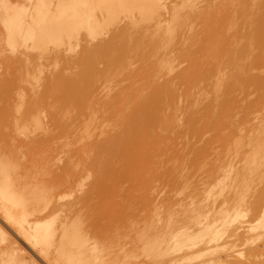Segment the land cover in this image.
I'll list each match as a JSON object with an SVG mask.
<instances>
[{"label": "bare ground", "instance_id": "1", "mask_svg": "<svg viewBox=\"0 0 264 264\" xmlns=\"http://www.w3.org/2000/svg\"><path fill=\"white\" fill-rule=\"evenodd\" d=\"M29 1L24 9L0 0L5 41L23 56L17 77L0 79V264H264L261 0ZM121 16L125 24L100 41ZM196 18L199 47H185L186 37L182 54L168 52ZM80 36L88 49L72 62L64 53ZM120 39L125 48L114 53ZM133 40L155 47L142 57L155 59L137 70ZM101 60L108 63L99 69ZM164 71L174 77L160 83ZM124 72L129 86L116 92L120 84H106ZM101 78L102 91L115 92L100 104L103 115L94 100ZM250 87L262 93L243 106L250 93L244 103L234 94ZM57 94L61 100L48 102ZM192 96L196 107L207 102L200 126ZM69 107L82 118L64 121ZM180 137L187 146L203 141L190 163ZM125 181L132 186L121 194Z\"/></svg>", "mask_w": 264, "mask_h": 264}, {"label": "rangeland", "instance_id": "2", "mask_svg": "<svg viewBox=\"0 0 264 264\" xmlns=\"http://www.w3.org/2000/svg\"><path fill=\"white\" fill-rule=\"evenodd\" d=\"M12 2H14V4L17 6V7H22V8H24V9H29L32 5H34L35 4V1H29V0H15V1H13V0H11ZM201 2H202V4H200L201 5V7H202V5L204 6L206 3H207V1L206 0H200ZM206 1V2H205ZM30 3V4H29ZM29 4V5H28ZM121 18V20L120 19H118L117 20V22L116 21H114L113 23L114 24H112L111 23V25H109V26H111V27H109V26H107V31H103L104 33H103V37L102 36H100V38H98L100 41L101 40H107V39H109V37H112L113 35H114V32L116 33L117 31H118V29L121 27V26H123L125 23V18L123 17V16H121L120 17ZM198 18H196V23H195V20H193L191 23H192V26H194V23H195V25L196 26H194V28H192V30L189 28V29H187L186 31H185V33H184V38H180V37H178V38H175L176 40H174L173 41V43L171 44V46H169V48H168V45L166 44V47L168 48V50L167 49H165V45H163V43H162V45L160 44V50L159 51H162L160 54H162L163 53V50L165 49V50H167L168 52H172V51H175V52H177V53H183V49H184V44H185V47L186 46H190V47H192L193 49L192 50H194V49H197L198 47H199V42L197 43V41H199L200 39L199 38H201L202 37V34H201V30H202V26H201V22L199 23V24H197V22L198 21H200L199 19L197 20ZM1 21V20H0ZM119 21V22H118ZM181 21H184V18H183V20H182V18H181ZM179 22V21H178ZM177 22V23H178ZM119 23V24H118ZM181 23H183V22H180V24ZM191 23H190V26H191ZM179 23H178V25H180ZM4 24L2 23V21L0 22V53H3V51L7 48V46H8V43H7V41H5L6 39H7V31H6V29H5V26H3ZM144 26V25H143ZM199 26V27H198ZM166 28V27H165ZM197 29V30H196ZM190 30H191V32H190ZM194 30V31H193ZM196 30V31H195ZM4 31H6V33L4 32ZM114 31V32H113ZM111 32H113V34L111 33ZM193 33V35L190 37V33ZM195 32V33H194ZM111 33V34H110ZM187 33V34H186ZM189 33V34H188ZM6 34V35H5ZM105 34V35H104ZM108 34L110 35V36H108ZM197 34V35H196ZM83 35V34H82ZM108 37H107V36ZM186 35V36H185ZM187 37V38H186ZM188 37H190L189 38V40H191V41H189L188 40ZM6 38V39H5ZM78 38V37H77ZM82 38V39H81ZM125 38V37H124ZM186 38V42H184L183 40ZM79 40H77V39H75V40H73L72 41V45H73V47H72V51H69V52H66V53H64V51H62L68 58H70V59H72V62H74V60L75 61H77L78 60V58H80L82 55H83V53H85V51L88 49V46H87V44H86V41H85V39H84V36H80L79 38H78ZM84 39V40H83ZM96 40V41H94L95 42V44H96V42H98L99 40ZM127 39V38H126ZM180 39V40H179ZM128 40V39H127ZM147 40V41H146ZM188 40V41H187ZM74 41H75V43H74ZM122 39H120V41H118L117 42V44L115 45V47H116V49H114L115 50V52L114 53H116V50L118 49V50H120L121 49V47H123V48H125V46L124 45H126V44H122ZM134 41V40H133ZM181 43H180V42ZM196 41V42H195ZM125 42L127 43V41L125 40ZM125 42H123V43H125ZM129 42V41H128ZM135 42V41H134ZM134 42L132 43V42H130V44L132 43L133 44V46L134 45H137V47L135 48V47H133L132 46V44L130 45L129 43V46L130 47H128V45H127V50H128V52H131V54H132V50L134 49V51L136 52V54H137V50L139 49V51H138V54L136 55L135 54V52H134V54H132V55H130L131 57H133V70H137L139 67H141L142 66V62H143V56H149V55H152L153 54V51L155 50V47L153 46V45H150V43H146L147 45L149 44V46H147L144 42H148V38L147 39H145V41L143 42V44L144 45H142V43H140V44H138V42L136 43V44H134ZM79 43V44H78ZM166 43V42H165ZM164 43V44H165ZM7 44V45H6ZM119 44V45H118ZM121 44L123 45V46H121ZM168 44H170V43H168ZM174 44L176 45L177 44V46H175L174 47V50H172L173 49V46H174ZM179 44V45H178ZM138 45L139 46H141L142 45V47H144V52H143V48L141 49V47H138ZM145 45H146V47H145ZM195 45H196V47H195ZM198 45V46H197ZM119 46V47H118ZM121 46V47H120ZM131 46L133 47V48H131ZM153 48H152V47ZM164 48H162V47ZM194 46V47H193ZM231 46V47H230ZM229 46V49H231V50H234L237 46H235V45H230ZM240 46V45H239ZM77 47H79V49L77 48ZM118 47V48H117ZM172 49H171V48ZM51 48V52H53V50L55 51L56 50V48L54 47V46H51L50 47ZM52 48H53V50H52ZM130 48V49H129ZM146 48L148 49V50H146ZM178 50H177V49ZM132 49V50H131ZM137 49V50H136ZM141 49V50H140ZM151 49V50H150ZM258 49L259 48H256L254 51H253V55H256V53L258 52ZM63 50V49H62ZM130 50V51H129ZM169 50H171V51H169ZM179 50H180V52H179ZM183 50V51H182ZM261 49H259V52L257 53V55L261 52L260 51ZM152 51V52H151ZM182 51V52H181ZM155 52V51H154ZM73 53V54H72ZM112 53V52H111ZM143 53H145L144 55H141V54H143ZM148 53H150V54H148ZM164 53H166V52H164ZM72 54V55H71ZM78 54V55H77ZM79 54H80V56H79ZM128 54H130V53H128ZM70 55V56H69ZM139 56V57H138ZM141 56V57H140ZM135 57H136V59H135ZM13 58V59H12ZM21 58H23V56L22 55H20V53H18L17 55H15V56H11V57H9V58H7V59H5L2 55H0V65L2 66V65H4V66H0V79H2L3 77L4 78H10L11 79V77L13 76V73H14V77H12V78H15V77H17V75L19 74V72L17 73V67L19 66V67H21V64H20V59ZM139 61H138V60ZM155 59V58H154ZM153 58H152V60H150L149 62L148 61H146L145 62V59H144V65L143 66H146V65H149L150 64V62H152L153 60H154ZM14 63H13V62ZM100 61V60H99ZM178 61V60H177ZM102 62V63H101ZM101 62H98V65H99V63H100V67L99 66H97L99 69H102V66H103V68L104 67H106V63H108L107 61H105V60H101ZM137 62V63H136ZM141 62V63H140ZM10 63H11V65H10ZM9 64V65H8ZM102 64V65H101ZM104 64V65H103ZM138 64V65H137ZM15 66H17V67H15ZM138 68H137V67ZM15 67V68H14ZM50 67L51 66H49L48 67V69H50ZM81 67L82 66H80V68H79V70L81 69ZM136 67V68H135ZM32 68V67H31ZM47 68L45 69V72H44V74L45 75H43V76H46V75H48L49 73V71H46V70H48ZM52 69V68H51ZM77 69V72L79 71L78 70V68H76ZM76 69L74 68L73 69V71H76ZM180 69H177L175 72H174V76H175V74L176 73H178V71H179ZM4 71V73H2ZM10 71V72H9ZM50 71H55L54 69H52V70H50ZM262 71H264V70H262ZM2 73V74H1ZM9 73H10V75H9ZM71 73H73V74H71ZM69 72L68 73V75H69V77H71V78H77V74L75 75V72ZM257 73V72H256ZM262 72H259L258 74H260L261 76H263L264 75V73L263 74H261ZM8 74V75H7ZM128 74V72H124V74L122 75L121 73H119V76H118V73L117 74H115L117 77V79L115 78V79H113V77H112V80H115V81H112V80H110L108 83H106V84H110V86H112V87H114L115 85H117V83L118 84H120V87H119V85H117V88L119 89H116L115 91L117 92V91H120L121 89H123L124 87H126V86H129L132 82H130V80L129 79H127V77H126V75ZM172 74H169L170 76H167L168 75V73L166 72V71H164V72H161V77H160V79L158 80L160 83L163 81V82H166V81H168L169 79H171V78H173L174 76L172 75ZM114 75V76H115ZM121 76V77H120ZM128 76V75H127ZM164 76V78L162 79V77ZM167 78H166V77ZM126 77V78H125ZM123 80H125V81H123ZM165 80V81H164ZM99 81H101V83L99 82ZM127 82V83H126ZM100 83V84H99ZM102 83H104V78L102 79H100V80H98V81H96L95 82V87H96V89H98L97 90V93L99 92V89H100V92L98 93V96H99V98H98V96L97 97H95L94 98V100L95 101H97V103H98V108L101 110H103V108L101 107L102 106V104L106 101V100H110V98L109 97H111V96H113L114 94H115V92L113 91V93L112 94H110V96L108 97L107 95H106V92L104 93V91H102ZM116 83V84H115ZM125 83V84H124ZM143 83H146L145 82V80H144V82L143 81H141V82H139V84L137 83L136 84V86L138 85V86H140V85H142ZM98 84V85H97ZM121 85H123V86H121ZM125 85V86H124ZM101 86V87H100ZM116 87V86H115ZM115 87H114V89H115ZM253 89V90H252ZM255 88L254 87H250L246 92L245 91H241V90H239V91H236L235 92V94H234V96L237 98V100L239 99V102L240 103H244V105L243 106H246L247 104H248V102L249 101H251V100H254L256 97H258L262 92L261 91H256V89L254 90ZM251 90V91H250ZM255 91V92H254ZM150 91H148L147 93L148 94H150L149 93ZM242 93V94H240V93ZM257 92V93H256ZM261 92V93H260ZM247 93H250V95H249V97H248V99H246L244 102L242 101L243 100V98L245 99V96L247 95ZM100 94H101V96H100ZM241 95H242V97H241ZM255 95V96H254ZM107 96V97H106ZM106 97V98H105ZM252 99H251V98ZM254 97V98H253ZM58 98H60V100L62 99V96H61V94H57V96H54L53 98H50V99H48V102L49 101H51L52 103H53V101L55 102V100H57ZM97 98H98V100H97ZM104 100L103 102H100L101 100ZM59 100V99H58ZM100 100V101H99ZM221 100H223V97L221 98ZM60 102V101H59ZM59 102H57L58 104H59ZM56 103V102H55ZM206 101H205V103H203L202 105H200V106H198V107H196L195 106V98L192 96L191 98H189V100H188V105H189V107H190V110H191V112L192 113H194V117H195V119L197 120V119H199V121L197 120V123H198V125L200 126L202 123H203V114H204V106L206 105ZM239 103V104H240ZM60 104H61V102H60ZM100 104H101V106H100ZM4 105V103L2 102V101H0V110L2 109V106ZM4 107V106H3ZM77 109L78 108H68V110H69V112H70V114H71V112H73L71 115H72V117L68 114L67 115V111L68 110H65L64 112L66 113H64L63 111V113L61 112V114H62V118H64V121H68V120H72V119H78V117L80 116V115H78V116H76L77 114H78V112L79 113H81V111H79V109H78V111H77ZM71 110V111H70ZM75 110V111H74ZM244 109L243 108H240V110L239 111H243ZM49 111H53V112H55L54 110H52V108L51 109H49ZM77 111V112H76ZM75 112V113H74ZM84 112L85 113H87V110H84ZM101 113H99V114H104V112H105V110H103V112L102 111H100ZM202 112V113H201ZM74 114H76V115H74ZM109 113L108 112H106L105 113V115H108ZM188 114V113H187ZM186 114V115H187ZM71 118H70V117ZM201 116V117H200ZM69 117V118H68ZM81 118H82V116H80ZM68 119V120H67ZM78 120H80V118L78 119ZM69 121V122H70ZM202 121V122H201ZM185 130V127L184 126H182V127H179V129H178V132H183L184 130ZM181 130V131H180ZM37 134V133H36ZM208 137H210V136H206L205 138H204V140H206ZM194 139V140H193ZM178 140V141H177ZM196 138H189V139H187L186 140V142H187V144H188V146L186 145V143L184 142L185 140H183L181 137L180 138H176V145H177V148H178V150H179V152H180V155L181 156H185L186 154H187V152L191 155V157L189 158V154H188V156H186V158L189 160V162L188 163H190V161H191V159H192V150H196L197 148H198V146H199V144L200 145H202L203 144V141H200V142H198V143H196ZM195 142V143H194ZM179 144V145H178ZM196 145V146H195ZM187 146V147H186ZM192 146V147H191ZM186 149V150H183V149ZM190 148V149H189ZM194 148V149H193ZM192 149V150H191ZM183 151H184V153H183ZM190 151V152H189ZM169 153V156H173V153L170 151V152H168ZM165 179V178H164ZM164 179L159 183L160 185H162V183H163V181H164ZM124 184H122V186L124 185V188L125 189H123V190H121V191H123V192H121V194H123L127 189H129L131 186H132V182H129V181H125V182H123ZM127 185H126V184ZM123 188V187H122ZM141 192V193H140ZM145 192V190H143L142 188H138V190L135 192V194L134 195H136V196H140L141 194H143ZM139 200L138 201H135V203H137V206L139 205V207H140V204H139ZM136 206V207H137Z\"/></svg>", "mask_w": 264, "mask_h": 264}, {"label": "snow or ice", "instance_id": "3", "mask_svg": "<svg viewBox=\"0 0 264 264\" xmlns=\"http://www.w3.org/2000/svg\"><path fill=\"white\" fill-rule=\"evenodd\" d=\"M86 6L87 5H85V7ZM41 7L47 8L48 5H41ZM120 7L124 8V9H130L134 13L135 10L140 7V5H137V4H121ZM260 8H261L262 13H264V0H261ZM33 50H42V49H35L34 48ZM17 54H18V46L14 42H12L11 40L9 41V44H8L7 48L3 51V53H0V55H2L5 59H7V58H9L11 56H15ZM3 150L5 152L8 151V141H7V139H5ZM26 162H27V160H25V161H23L21 163H26ZM46 174H47V170H46ZM56 264H64V262L60 261V260H57ZM72 264H75V262H72Z\"/></svg>", "mask_w": 264, "mask_h": 264}]
</instances>
